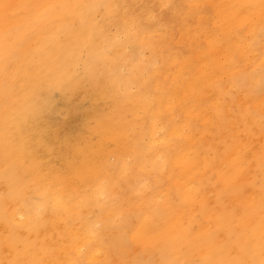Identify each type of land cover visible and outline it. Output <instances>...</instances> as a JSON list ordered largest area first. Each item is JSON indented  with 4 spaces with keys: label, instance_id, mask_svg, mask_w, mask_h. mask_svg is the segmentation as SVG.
I'll return each mask as SVG.
<instances>
[{
    "label": "bare ground",
    "instance_id": "6f19581e",
    "mask_svg": "<svg viewBox=\"0 0 264 264\" xmlns=\"http://www.w3.org/2000/svg\"><path fill=\"white\" fill-rule=\"evenodd\" d=\"M262 27L264 0H0V264H264Z\"/></svg>",
    "mask_w": 264,
    "mask_h": 264
},
{
    "label": "rangeland",
    "instance_id": "374dc122",
    "mask_svg": "<svg viewBox=\"0 0 264 264\" xmlns=\"http://www.w3.org/2000/svg\"><path fill=\"white\" fill-rule=\"evenodd\" d=\"M3 1H9V0H3ZM241 21H238L239 23H245L248 24L251 22V18L250 17H244L240 19ZM261 29L264 30V27H262ZM263 32V31H261ZM63 110H62V109ZM61 111V112H60ZM58 115L61 117H65L67 115V111L65 108L60 107L58 108ZM82 116L83 113L82 112H75L73 114V116H71L69 118V120L67 122H64L65 128L63 127V129L71 136L76 135L79 127L81 126V121H82ZM77 126V127H76ZM120 220V221H119ZM162 221L166 222V219H161ZM130 220L126 219V218H122V219H118L116 220V223H112L110 225H106V229H110L112 231H118V232H124V231H130V234L128 236L127 239V243L125 245L124 250L122 251V257L126 258L128 263H135L137 261H141L144 260V258L147 259V253L146 252V248H147V244L142 240V237L140 234L135 233L134 231H132L130 225ZM172 227H170L168 230H171ZM106 236L104 235V233H102L101 235V239L105 240ZM182 240L179 237L178 234L172 236L171 239H169V245L167 244L166 246L161 244L160 245V249L163 250V247L165 246L169 248V254L170 252H173L174 257L178 255H180L179 253H181V249H179L178 247H176V245H181ZM140 247L139 249H136V247ZM199 248H197V251H191L188 253L187 259L191 260L194 262V264H200L203 261V258L201 256L200 253H198ZM143 253V254H142Z\"/></svg>",
    "mask_w": 264,
    "mask_h": 264
}]
</instances>
